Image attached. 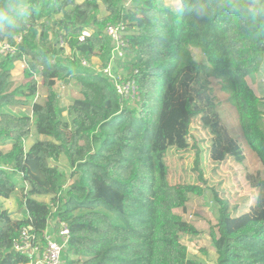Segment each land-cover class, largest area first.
Instances as JSON below:
<instances>
[{
  "label": "trees",
  "instance_id": "16d2710c",
  "mask_svg": "<svg viewBox=\"0 0 264 264\" xmlns=\"http://www.w3.org/2000/svg\"><path fill=\"white\" fill-rule=\"evenodd\" d=\"M24 3L29 15L22 29L11 37L0 29V44L14 48L13 54L0 51V144H10L7 151L0 148V197L18 190V174L29 188H21V218L0 209V264H27V255L16 251L14 242L28 225L43 235L51 216L69 228L65 264H199L188 257L179 235L197 230L174 209L185 208L190 195L203 194V187L169 183L168 145L162 138L167 96L184 87L183 117L170 110L166 126L176 118L183 127L198 117L210 135L211 161L243 162L241 143L222 123L211 79L227 94L241 138L260 164L245 175L256 190L246 210L231 211L215 196L219 215L209 235L216 264H264V97L247 83L252 63L264 62V45L250 42L226 16L194 26L188 18L170 15L164 0ZM101 8L105 14L98 15ZM116 23L129 32L123 60L128 74L116 80H135V106L117 93L115 79L81 65L82 59L97 57L106 66L110 41L104 28ZM84 29L90 35L79 40ZM190 47L198 48L206 63L195 61ZM16 61L25 63L27 82L13 87ZM70 78L78 83V97L64 108L54 86ZM39 85L45 95L34 101ZM7 106L28 107L29 113L3 111ZM33 130L45 138L26 150ZM62 155L69 172L58 167ZM198 179L204 181L201 174ZM33 196H48L49 202Z\"/></svg>",
  "mask_w": 264,
  "mask_h": 264
},
{
  "label": "rangeland",
  "instance_id": "374dc122",
  "mask_svg": "<svg viewBox=\"0 0 264 264\" xmlns=\"http://www.w3.org/2000/svg\"><path fill=\"white\" fill-rule=\"evenodd\" d=\"M164 2L167 5L166 0ZM103 14L105 13L101 8L98 15ZM65 53H70L67 46H65ZM190 53L195 61L206 63L203 53L198 48L190 47ZM88 62L90 61H87L85 65L88 68L91 67L100 71L103 68L100 61L93 63L92 66ZM25 67L26 65L23 61L15 62L14 68L11 71L15 78L13 87L23 85L27 82V78L23 75ZM110 67L111 73L114 76L120 75L123 77L128 74L127 70L124 69L122 59L112 61ZM37 79L40 80L39 77ZM247 83L257 96L264 97V92L253 89L249 78L247 79ZM211 86L214 90V95L219 101L218 109L223 125L242 145L244 154L243 162L236 163L232 159H226L222 162H212L208 156L210 135L202 126L198 117L192 118L191 122L183 127L179 124L181 123L180 120L178 121L176 118L169 122V127L166 126L170 110L174 109V116L177 114L182 116L183 103L187 94L184 87L170 90V94L167 96V107L165 106L164 114V118L167 119L164 122L162 138L163 145H168L165 153V161L168 166L167 178L169 183H196L203 187V194L190 195L185 208L174 209V213L180 215L186 222L191 223L197 230L196 234L180 233L179 235L180 241L187 248L188 257L199 264H216V254L209 235V228L216 224L219 215V203L215 199V196L227 201L232 206H230V209L235 207L233 211L236 213L246 210L254 201L256 190L249 185L245 175L247 172L256 171L260 166L255 153L248 149L241 138L236 113L227 101V94L221 90L220 84L216 80L211 79ZM54 88L59 94V104L64 108L78 94V83L73 78H70L68 82L57 80ZM119 93L121 94L123 92ZM44 94L45 89L39 85L34 101L43 99ZM129 104L135 106L136 101L129 102ZM261 107L264 111V105ZM3 111L17 115L29 113L28 107L21 106H7L3 108ZM63 115L65 119H69L65 110ZM38 136L33 130L32 135L24 142L25 147L28 148L30 143L36 139L45 138L43 135ZM9 146L10 144L8 142L0 144V148L3 151H7ZM58 167L63 172L70 171L67 158L64 155L61 156ZM200 174L204 179L203 182L198 179ZM15 180L18 190L9 198L0 197V209H7L12 218L18 219L22 217V209L19 207V199L23 195L21 188L24 187L25 191L29 186L22 180L20 174L16 176ZM33 197L46 203L49 202L48 196ZM109 216L114 222H118L115 216L111 214ZM212 252H214L215 257Z\"/></svg>",
  "mask_w": 264,
  "mask_h": 264
},
{
  "label": "clouds",
  "instance_id": "9594fccd",
  "mask_svg": "<svg viewBox=\"0 0 264 264\" xmlns=\"http://www.w3.org/2000/svg\"><path fill=\"white\" fill-rule=\"evenodd\" d=\"M167 12L188 18L195 26L220 16L235 21V25L250 42L264 45V0H168ZM29 9L24 0L0 2V29L11 37L22 29ZM249 81L254 90L264 92V62L254 61Z\"/></svg>",
  "mask_w": 264,
  "mask_h": 264
},
{
  "label": "built area",
  "instance_id": "2783aa9c",
  "mask_svg": "<svg viewBox=\"0 0 264 264\" xmlns=\"http://www.w3.org/2000/svg\"><path fill=\"white\" fill-rule=\"evenodd\" d=\"M104 33L110 41V59L101 71L111 79H115L114 86L117 93L123 92L119 93L122 97L128 99L130 102H137L139 100V91L135 80L133 78L126 79L127 77L124 80H116V76L112 75L110 67L112 61L124 60L125 58L128 48L126 26L123 23L108 24L104 28ZM89 35L90 31L84 29L79 35V40H83ZM59 43L63 45L62 38L59 39ZM0 51H9L13 54L14 48L7 43H1ZM86 64L87 60L82 59L81 65L85 66ZM89 65L92 66L90 63ZM68 239L69 228L67 223L51 216L47 221V227L43 235L40 236L33 232L30 225L24 226L13 247L16 251L24 252L27 255V264H65L62 254L67 248Z\"/></svg>",
  "mask_w": 264,
  "mask_h": 264
},
{
  "label": "crops",
  "instance_id": "0c3cea01",
  "mask_svg": "<svg viewBox=\"0 0 264 264\" xmlns=\"http://www.w3.org/2000/svg\"><path fill=\"white\" fill-rule=\"evenodd\" d=\"M166 3H167V6H168V0H166ZM189 50H190V49H189ZM95 60H96V61H95ZM93 61L98 62V61H100V59L97 58V57H92L89 63H90L91 65H93V63H95V62H93ZM100 62H101V61H100ZM44 95H45V94H44ZM44 95H43V97H44ZM75 97H78V94H77V96H75ZM41 100H42V99H41ZM68 105H69V104H68ZM68 105H67V106H68ZM67 106H66V107H67ZM66 107H65V108H66ZM39 136H41V135H39ZM39 136H38V137H39ZM39 139H41V138H39ZM32 143H33V142H32ZM32 143H30V145H31ZM30 145H29V146H30ZM29 146H28V148H29ZM24 147H25V146H24ZM28 148L25 147L26 150H27ZM39 201H41V200H39ZM43 202H44V201H43ZM212 253L214 254V252H212ZM214 257H215V254H214ZM215 259H216V257H215Z\"/></svg>",
  "mask_w": 264,
  "mask_h": 264
}]
</instances>
